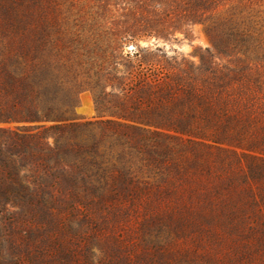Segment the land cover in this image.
<instances>
[{
  "label": "trees",
  "instance_id": "1",
  "mask_svg": "<svg viewBox=\"0 0 264 264\" xmlns=\"http://www.w3.org/2000/svg\"><path fill=\"white\" fill-rule=\"evenodd\" d=\"M80 207L102 264H264V0H0L1 220Z\"/></svg>",
  "mask_w": 264,
  "mask_h": 264
},
{
  "label": "rangeland",
  "instance_id": "2",
  "mask_svg": "<svg viewBox=\"0 0 264 264\" xmlns=\"http://www.w3.org/2000/svg\"><path fill=\"white\" fill-rule=\"evenodd\" d=\"M227 7H220L216 15L224 16ZM189 29V38H186L183 33H178L176 38L158 40L154 37L142 41L141 44L161 46L168 54L177 51L197 62L199 52L206 46H211V37L206 32L204 24L194 23ZM124 48L127 52L133 48V44L129 43ZM75 114L81 119L97 116L98 112L90 92L85 91L80 94L79 102L75 106ZM11 210V208L6 209L5 214L8 215ZM3 213L0 211V264H81L85 261L83 252L88 246L96 255H92L94 264H102L103 259L97 258V255L102 256L106 248L113 247L111 236L117 232L114 225H111L109 229L103 226L95 229L91 226L88 217L99 216L96 212H89L84 207L74 211H55L53 221L43 226L17 221L11 223L8 219L2 221ZM57 219L64 220L62 227L57 226ZM42 233H56L60 241L42 240Z\"/></svg>",
  "mask_w": 264,
  "mask_h": 264
}]
</instances>
